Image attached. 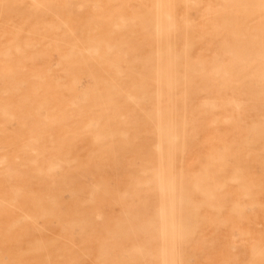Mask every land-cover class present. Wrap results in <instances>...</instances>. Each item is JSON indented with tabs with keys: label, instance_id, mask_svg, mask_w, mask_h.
<instances>
[{
	"label": "rangeland",
	"instance_id": "1",
	"mask_svg": "<svg viewBox=\"0 0 264 264\" xmlns=\"http://www.w3.org/2000/svg\"><path fill=\"white\" fill-rule=\"evenodd\" d=\"M12 1L0 264H264V0H178L167 75L137 24L114 22L119 51L91 56L90 0Z\"/></svg>",
	"mask_w": 264,
	"mask_h": 264
},
{
	"label": "bare ground",
	"instance_id": "2",
	"mask_svg": "<svg viewBox=\"0 0 264 264\" xmlns=\"http://www.w3.org/2000/svg\"><path fill=\"white\" fill-rule=\"evenodd\" d=\"M61 1L64 2L67 0ZM78 1L84 5L83 0ZM150 1L152 2L153 9L149 7L139 14L137 13L130 17L128 13L129 0H90L91 3L88 2L91 4L90 8H93L95 11L89 12L88 14L81 13L77 17L79 25L87 28L86 37H88V50L91 56L101 55L102 57H106L119 51V46L116 41H108V38L115 36V32L111 29V25L114 22H119V26L123 29H129L134 24H137L142 28L145 39L152 38L157 43V47L149 50L150 54L148 55H155L158 61L157 65L164 75L170 74V71L173 73L172 68L175 66L176 58L179 55L176 48L178 36L176 33L177 21L175 19V6L178 0ZM62 8L66 17L69 19L72 16V11L69 10L70 8L66 4ZM95 23L98 24V28H93L94 30H92L90 26L95 25ZM100 38L107 40L104 43L97 42V39ZM72 54L78 56L79 50L74 48ZM170 77L163 78V84L165 86H171L173 84L174 77ZM175 91L174 93H176ZM181 96H185V94Z\"/></svg>",
	"mask_w": 264,
	"mask_h": 264
}]
</instances>
